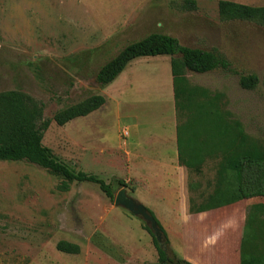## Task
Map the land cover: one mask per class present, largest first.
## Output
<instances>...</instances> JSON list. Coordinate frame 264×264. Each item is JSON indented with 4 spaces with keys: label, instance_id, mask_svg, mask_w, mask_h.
Here are the masks:
<instances>
[{
    "label": "rangeland",
    "instance_id": "1",
    "mask_svg": "<svg viewBox=\"0 0 264 264\" xmlns=\"http://www.w3.org/2000/svg\"><path fill=\"white\" fill-rule=\"evenodd\" d=\"M186 1L0 0V92L31 95L44 104L45 118L51 120L68 105L103 95L106 103L86 116L65 125L52 120L43 144L76 171L105 180L115 196L123 188L118 179L125 180L130 196L139 201L144 197L147 208L157 207L154 215L161 216L157 219L178 257L190 261L203 254H232L199 252L186 244L205 232L203 242L235 245L238 264L241 250L247 254L264 249L259 243L264 239V197L239 199L235 185V217L219 219V227L201 219L165 217L168 204L154 197L148 202L144 180L135 177L126 146L135 124L136 133L143 135L161 131L170 116L177 127L184 126L203 106L217 109L226 124L239 123L264 152V26L222 20L219 0H194L195 8ZM231 1L264 6V0ZM153 32L175 36L183 45L230 62V69L187 72L189 85L208 89L210 99L196 95L177 107L166 55L136 58L113 82H96L107 61ZM252 73L259 78L257 87L243 88L240 75ZM222 151L207 158L200 171L189 170V184L202 182L192 193L203 194L201 200L195 197V204L215 189ZM187 221L185 237L181 229ZM147 228L97 184L66 180L27 160L0 161V264H160ZM252 232L257 240L249 236ZM61 240L79 245V253L59 251Z\"/></svg>",
    "mask_w": 264,
    "mask_h": 264
},
{
    "label": "trees",
    "instance_id": "2",
    "mask_svg": "<svg viewBox=\"0 0 264 264\" xmlns=\"http://www.w3.org/2000/svg\"><path fill=\"white\" fill-rule=\"evenodd\" d=\"M186 3L196 7L194 0H187ZM218 12L224 21L247 20L264 26V6L219 0ZM163 55L171 57L173 93L179 108L190 103L196 95L207 99L211 97L208 89L189 85L186 76L188 71L207 73L219 68L230 69V62L212 51L189 47L181 44L175 36L153 32L126 45L99 69L95 80L98 84L108 85L125 70L132 60ZM258 82L259 78L254 73L240 75V85L245 89L256 88ZM105 103L106 98L103 95H93L58 110L52 120L58 125H65L75 118L96 111ZM52 120L45 118L44 104L31 95L17 90L0 92V161L27 160L61 175L66 180L97 184L109 199L115 200V193L105 180L94 174L76 171L43 144V133ZM177 133L179 162L192 170L200 171L207 158L216 156L220 150L225 152L217 170L215 189L203 202L195 204L193 201L191 208L193 212L233 204L235 198L231 193L234 192L235 185L239 199L264 197V152L254 139L244 133L239 123L226 124L217 109H204L200 106L199 113L184 126H178ZM118 183L122 187L127 186L125 180L118 179ZM149 211L155 216L152 210L149 209ZM155 218L157 219L156 216ZM158 223L165 236V244L170 252L169 257L159 246L151 229H147L152 234L158 249L160 264H194L178 257L170 248L167 232L159 220ZM249 236L252 239L256 237L254 232ZM259 243L264 248V239ZM57 249L70 254L80 251L79 245L65 240L58 242ZM239 260L240 264H264V249L261 252L247 254L241 250Z\"/></svg>",
    "mask_w": 264,
    "mask_h": 264
},
{
    "label": "crops",
    "instance_id": "3",
    "mask_svg": "<svg viewBox=\"0 0 264 264\" xmlns=\"http://www.w3.org/2000/svg\"><path fill=\"white\" fill-rule=\"evenodd\" d=\"M170 62L171 57L169 63ZM169 69H171V63ZM137 127V124L131 127V129L135 130V133L133 130L131 140L126 142V146L128 147L131 168L135 177L140 181L144 180L141 185L145 187L144 191L147 193L148 202H152L154 197L156 198L154 201L158 203H167L168 205L165 210L167 215L165 217L180 218L181 220H206L207 225L212 228L219 227V219H227V222H229L231 218L235 217L236 206L234 203L201 212H193L191 210L193 201L197 202L196 198L199 200L202 199V191L199 192L197 196L192 195V193L198 191L202 182L198 180L192 181L190 184L188 182L189 170L192 169L179 162L178 127L177 123L171 116L167 119L165 125L161 126L162 130L159 132H150L146 135L141 133L138 134L136 133ZM138 191L142 192L140 189H138ZM166 197H169L168 199H170V203H168ZM140 201L141 203H145L144 197H142ZM148 209L153 212L158 210L156 206H149ZM156 217L160 218L161 216L156 214ZM213 220L216 221L213 223ZM189 223L190 222L187 221L186 224L182 225L181 230L185 237ZM228 225H231V223H228ZM204 235L205 232L201 233L199 238L195 237V242L188 240L186 244H193L194 249L199 252L229 251L232 252V254H223L220 258H217L218 256L216 255L203 254L199 255L196 260H190L192 263L237 264L234 258V252L236 249L235 245L230 243L203 242L202 236ZM238 264H240V260L238 261Z\"/></svg>",
    "mask_w": 264,
    "mask_h": 264
},
{
    "label": "water",
    "instance_id": "4",
    "mask_svg": "<svg viewBox=\"0 0 264 264\" xmlns=\"http://www.w3.org/2000/svg\"><path fill=\"white\" fill-rule=\"evenodd\" d=\"M114 203L116 206L123 207L133 215L142 218L149 225L158 241L159 246L168 254L169 257L170 252L165 244V236L159 226L158 220L150 213L149 209L143 203L130 196L125 187L117 193Z\"/></svg>",
    "mask_w": 264,
    "mask_h": 264
}]
</instances>
